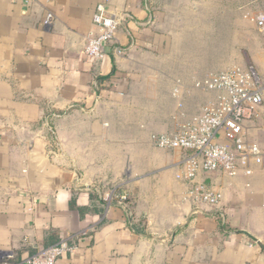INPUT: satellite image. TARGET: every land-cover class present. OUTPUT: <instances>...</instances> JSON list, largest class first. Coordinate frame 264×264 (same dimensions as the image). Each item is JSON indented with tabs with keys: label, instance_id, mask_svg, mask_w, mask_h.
<instances>
[{
	"label": "crops",
	"instance_id": "obj_1",
	"mask_svg": "<svg viewBox=\"0 0 264 264\" xmlns=\"http://www.w3.org/2000/svg\"><path fill=\"white\" fill-rule=\"evenodd\" d=\"M221 1L0 0V264L61 240L77 249L56 264H264V164L190 182L188 152L152 142L218 102L204 85L226 68L189 30ZM99 5L120 19L105 60L85 55ZM244 129L264 151V102Z\"/></svg>",
	"mask_w": 264,
	"mask_h": 264
},
{
	"label": "built area",
	"instance_id": "obj_2",
	"mask_svg": "<svg viewBox=\"0 0 264 264\" xmlns=\"http://www.w3.org/2000/svg\"><path fill=\"white\" fill-rule=\"evenodd\" d=\"M52 16L47 24H51ZM96 32L89 38L85 55L93 60H105L107 47L116 40L119 17L104 5L96 8L93 16ZM264 36V15L256 20ZM198 87H202L197 84ZM204 89L219 92L215 105L207 106L193 122L175 134H158L153 144L163 150L188 152L186 179L194 182L199 172L221 171L229 177L240 172L252 175V164H264V151L256 143L245 139L244 119L264 101V89L258 86L256 75L238 71L224 72L211 78ZM195 201L218 205L221 196L203 187H194ZM76 247L61 240L49 247L38 249L27 258L26 264H56L66 254L75 253Z\"/></svg>",
	"mask_w": 264,
	"mask_h": 264
},
{
	"label": "rangeland",
	"instance_id": "obj_3",
	"mask_svg": "<svg viewBox=\"0 0 264 264\" xmlns=\"http://www.w3.org/2000/svg\"><path fill=\"white\" fill-rule=\"evenodd\" d=\"M222 1L220 3L222 11L214 14L215 17H220L219 21L216 17L213 23L201 24L206 27H200V22L196 24L198 28L190 27L189 31L193 33L191 36H197L200 43L190 46L189 50L198 54L206 65L208 63L206 61H210L211 66H215L217 71L220 66L217 68L216 64L225 66L226 70H220L216 75L230 71L255 74L258 86L264 89L262 76L259 73L263 62L260 61L259 53L264 52V37L256 24L257 18L264 15V0H237L235 21L231 17L230 22L228 6ZM209 38H212V43L207 42Z\"/></svg>",
	"mask_w": 264,
	"mask_h": 264
},
{
	"label": "trees",
	"instance_id": "obj_4",
	"mask_svg": "<svg viewBox=\"0 0 264 264\" xmlns=\"http://www.w3.org/2000/svg\"><path fill=\"white\" fill-rule=\"evenodd\" d=\"M110 77V76H109ZM109 77H107L106 79L108 80L109 79ZM59 242V241H58ZM57 243V242H56ZM55 244V243H54Z\"/></svg>",
	"mask_w": 264,
	"mask_h": 264
}]
</instances>
